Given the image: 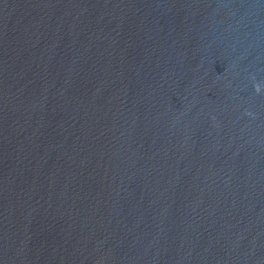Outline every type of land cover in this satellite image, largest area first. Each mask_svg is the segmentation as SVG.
I'll list each match as a JSON object with an SVG mask.
<instances>
[{
	"label": "water",
	"instance_id": "1",
	"mask_svg": "<svg viewBox=\"0 0 264 264\" xmlns=\"http://www.w3.org/2000/svg\"><path fill=\"white\" fill-rule=\"evenodd\" d=\"M0 264H264V0H0Z\"/></svg>",
	"mask_w": 264,
	"mask_h": 264
},
{
	"label": "clouds",
	"instance_id": "2",
	"mask_svg": "<svg viewBox=\"0 0 264 264\" xmlns=\"http://www.w3.org/2000/svg\"><path fill=\"white\" fill-rule=\"evenodd\" d=\"M257 91H259V89L257 88Z\"/></svg>",
	"mask_w": 264,
	"mask_h": 264
}]
</instances>
